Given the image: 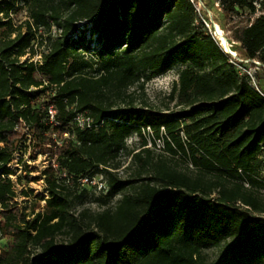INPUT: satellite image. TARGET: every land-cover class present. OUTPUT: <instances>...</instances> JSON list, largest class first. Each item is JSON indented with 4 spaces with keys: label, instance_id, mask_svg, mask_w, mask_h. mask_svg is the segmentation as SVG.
<instances>
[{
    "label": "trees",
    "instance_id": "16d2710c",
    "mask_svg": "<svg viewBox=\"0 0 264 264\" xmlns=\"http://www.w3.org/2000/svg\"><path fill=\"white\" fill-rule=\"evenodd\" d=\"M214 1L229 17L237 59L195 22L190 0H24L27 31L0 38V264H264V222L253 217L264 213L255 196L264 187V82L256 75L251 83L245 61L264 70V0ZM2 3L8 16L11 5ZM40 29L49 33L42 62L21 60L36 53L37 32L42 44ZM6 30L15 29L0 18ZM93 36L98 48L89 47ZM175 64L184 67L170 96L185 108L118 102L144 74ZM145 126L156 135L163 127L165 150L199 174L154 162ZM133 133L138 150L127 144ZM26 134L51 158L43 170L49 194L31 219L14 201L7 167ZM123 154L138 166L134 177L117 173ZM97 173L104 195L78 180ZM87 200L106 207L72 212ZM222 245L209 257L207 249Z\"/></svg>",
    "mask_w": 264,
    "mask_h": 264
},
{
    "label": "rangeland",
    "instance_id": "374dc122",
    "mask_svg": "<svg viewBox=\"0 0 264 264\" xmlns=\"http://www.w3.org/2000/svg\"><path fill=\"white\" fill-rule=\"evenodd\" d=\"M6 1L11 5V8L8 9V16H5L4 13H0V18H3L5 21L10 22V26L12 29H15L13 32L9 33V29L2 32L0 34V38H6L7 34H10V38H14L15 35L20 32L24 34L27 31V24L31 22V18L29 17V9L27 4H25L24 0H0L1 6H6V3H2ZM205 4V7L209 10L203 9L201 12V16H206L208 19H212L215 21L220 29L222 34L225 36L228 44L232 50L236 52V55H241V50L239 48V44L233 41L230 37L229 32L227 31V26L229 24V17L222 11L221 7H217L214 3V0H202ZM258 6V4H256ZM264 12V8L262 10ZM260 13V11H258ZM238 19V18H234ZM85 21L78 22L77 26H83ZM40 32L43 33V42L40 43L39 32H37L38 38L34 43V49L36 53L31 55L30 53H26L21 56V60L28 59L33 61L42 62L43 55L48 51L47 47L49 44V40L47 39L48 34L44 32L43 29H40ZM59 30H56L54 26L51 28L50 35L55 37L59 35ZM75 32L71 33L72 37H75ZM218 41L219 45L225 51L224 46H222L221 40L218 37H215ZM91 48L99 47V43L95 40L93 36L89 39ZM226 52V51H225ZM238 58V56H237ZM247 61V67L249 74L252 77V84L256 81V75L260 77L261 81L264 82V70L260 64H256V60ZM252 62V63H251ZM252 64V65H251ZM184 67L182 64H175L171 69L166 71L165 73L159 74L152 78H147L144 74L140 78V83H137L131 86L127 93L130 97H126L125 100H119L120 104H125L128 101H131L134 105L144 106L147 105L149 107L160 109L166 113H172L178 110L185 108L184 105L178 104V99L176 93L173 97L170 96L171 88L174 82L178 80V73ZM237 70L241 73L244 68L242 66H238ZM209 71V70H208ZM264 84V83H263ZM31 90H34L33 88ZM80 118L79 121H81ZM78 121V122H79ZM181 135L184 140H186L185 135L181 132ZM25 139L21 140L18 143L17 149L13 154L12 160L7 164V167L12 171L10 174V178L13 182L14 190H15V198L17 206L24 212L28 214V219L33 218L34 213L43 209L44 199L48 197V189L44 180L43 170L49 165L51 158L48 155L47 150L45 149L43 144H37V141L31 137L30 134H26ZM141 138L138 137L135 133H133L127 139V144L129 147L140 149ZM145 147H149L152 151V160L164 161L168 167L175 168L181 172H184L190 177H196L199 173L198 170L190 163L188 158L183 157L181 154H177L175 156L168 153L165 149L157 150L154 148L153 144L148 143ZM145 154V153H143ZM138 166L136 163H132L131 156L123 154L120 157V167L117 169V173L121 178L134 177L137 173ZM150 175L149 171H144L141 174V177ZM97 177H102L103 174L97 173ZM137 176V175H136ZM104 177V176H103ZM205 177L207 179H214L215 177L210 174H206ZM258 177H260L264 181V164L260 168L258 172ZM105 192H97L95 195H104ZM128 192H131L129 190ZM215 196V193H213ZM255 196L259 203L264 205V187L260 188L255 192ZM121 197V194L116 195L113 200L109 203L110 205H114L117 199ZM106 206H98L96 202L87 200L83 205H77L72 210L73 213L77 214L83 208H89L91 210H101ZM254 223H262L264 222V213L263 212H254ZM58 240L60 242L64 241L62 237H59ZM6 240H0V246L5 245ZM225 250L224 245L220 248H210L207 249L206 252L209 257L214 258L217 257Z\"/></svg>",
    "mask_w": 264,
    "mask_h": 264
},
{
    "label": "built area",
    "instance_id": "2783aa9c",
    "mask_svg": "<svg viewBox=\"0 0 264 264\" xmlns=\"http://www.w3.org/2000/svg\"><path fill=\"white\" fill-rule=\"evenodd\" d=\"M190 2L194 6L195 22L202 23L204 27L208 30L209 33L212 34L214 38L215 37L219 38L217 34V29H216L217 23L213 21L212 19H208L206 16H201V12L203 9H206V11L209 12V10L205 7V4L203 3V1L202 0H190ZM214 3L218 8L221 7L218 1H214ZM222 46H224L225 51L227 53H230L233 58L237 59L236 52L230 48L229 44H228V49L225 47V45L222 44ZM255 62L256 64H260L258 61H255ZM48 112L50 116L52 117L54 113V109L52 107H49ZM79 120L80 118H78V121ZM79 122H82V120ZM141 130H142V134L144 135L145 139L148 141L149 145L153 144L154 148H156L157 150L165 149V138H168V136L166 132L164 131L163 127L160 128L159 135H156L155 131L150 126L142 127ZM78 180L83 185L91 186L97 192H105L108 190L107 182L103 178V176L99 178L96 175H85L79 178ZM244 185L248 186L247 182L244 181Z\"/></svg>",
    "mask_w": 264,
    "mask_h": 264
},
{
    "label": "bare ground",
    "instance_id": "6f19581e",
    "mask_svg": "<svg viewBox=\"0 0 264 264\" xmlns=\"http://www.w3.org/2000/svg\"><path fill=\"white\" fill-rule=\"evenodd\" d=\"M216 29H217V34L219 36V40H221L222 44L225 45V47L228 49V44H227L228 41L226 40L225 36L222 34L218 24L216 25Z\"/></svg>",
    "mask_w": 264,
    "mask_h": 264
}]
</instances>
